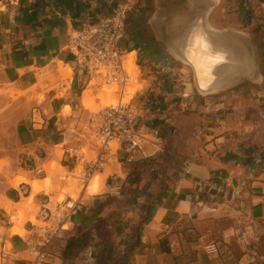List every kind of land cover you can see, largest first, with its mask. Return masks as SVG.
I'll list each match as a JSON object with an SVG mask.
<instances>
[{"label": "crops", "instance_id": "obj_1", "mask_svg": "<svg viewBox=\"0 0 264 264\" xmlns=\"http://www.w3.org/2000/svg\"><path fill=\"white\" fill-rule=\"evenodd\" d=\"M140 1L135 0L137 5ZM144 1L129 19L125 46L138 50L142 60L173 67L169 94L159 106L163 113H151L163 135L162 156L127 163L126 152L112 144V153L93 176L100 177L96 191L90 190L93 178L85 185L80 180L83 166L100 152L95 139L87 137L93 108L84 103L88 89L77 79L66 44L69 28L93 19L105 0H10L0 9V256L4 264L80 261L89 246V232L84 240L81 229H95L108 209L95 206L102 194H122L127 206L147 213L139 244L142 251L149 250L141 255L148 262L155 250L167 264H203L206 244L231 237L249 219L264 217V130L247 126L250 115H264V106L249 108L253 100L246 98L243 106L233 101L236 111L223 113L219 100L207 99L244 81L252 86L264 83L260 67L264 44L263 39L257 41L252 14L231 9L232 0ZM142 13L148 14L145 28ZM181 90L190 93L191 107L186 110L178 106ZM98 93L93 92L97 103ZM197 93L204 99L198 101ZM261 96L264 103V91ZM157 115H164L163 126ZM243 115L245 121L240 120ZM196 118L201 119L198 125L188 128L187 123ZM65 148L76 156L70 157ZM155 161L160 170L148 169L131 187L124 186L133 164ZM169 164L176 172L165 167ZM34 181L40 183V190H34ZM115 182L121 185L120 192L113 189ZM69 200L75 201V207L59 220L61 204ZM45 211L51 213L48 220L43 219ZM40 221L51 223L49 228H57L56 234L46 238V231L32 227ZM17 226L23 234L14 231ZM31 231L35 242L29 240ZM3 247L10 253L2 252ZM34 248L43 252L38 263ZM93 259L94 254L88 263Z\"/></svg>", "mask_w": 264, "mask_h": 264}, {"label": "built area", "instance_id": "obj_2", "mask_svg": "<svg viewBox=\"0 0 264 264\" xmlns=\"http://www.w3.org/2000/svg\"><path fill=\"white\" fill-rule=\"evenodd\" d=\"M144 3V0L140 1V5L135 0H105V5L100 6L101 11L92 14L94 20L91 18L69 28L66 48L74 57L73 69L81 86L95 92L111 87L115 97L114 102L89 110L90 129L100 152L83 166L80 175L83 185L93 178L96 170L112 153V144L126 152L124 161L127 163L137 159L149 160L163 151V135L153 122L151 113L169 94L167 86L173 81V67L169 63L142 60L138 50L125 46L129 19L133 13L139 12ZM178 96L182 99L178 104L180 108L186 110L191 107L187 101L189 91L181 90ZM176 105L173 104L174 107ZM65 152L70 155L68 148ZM36 171L40 173L42 169L36 168ZM112 187L120 192V184L115 182ZM75 204L74 200L61 204L63 215H59V220H64ZM49 215L47 211L42 212L44 220H48ZM31 225L46 231V238L57 231V228L51 230L47 224ZM29 234V240L35 242L34 233L31 231ZM4 247L2 252L10 253ZM218 250L216 242L204 246L207 253H217ZM32 254L37 259L36 263L43 260L40 248H34Z\"/></svg>", "mask_w": 264, "mask_h": 264}, {"label": "rangeland", "instance_id": "obj_3", "mask_svg": "<svg viewBox=\"0 0 264 264\" xmlns=\"http://www.w3.org/2000/svg\"><path fill=\"white\" fill-rule=\"evenodd\" d=\"M241 1H247V5L241 3ZM8 2H10V0H0V9H4L5 4ZM224 5L226 6L225 8H228L226 3H224ZM230 6L231 9L237 11H240V8L247 9L246 11L248 15L252 14L254 19V30L259 31L258 33L256 32L258 37L257 41L259 40V42H261V39H263L264 44V0H232ZM144 14L142 13V18L144 23L143 27L145 28V21H147L148 14ZM129 26L131 27V25ZM133 55L134 54L131 56L133 57ZM260 67L264 74V56ZM69 73L70 69H68V74ZM64 75H66V73H64ZM252 84L256 85V83ZM257 84L258 86H252L250 82L245 83L244 81L235 85L232 89L218 90L214 97L207 99L212 103L219 100V102H221L220 106H222L221 109L224 110L223 113H229L230 111L237 110L233 107L234 102L237 101V106H243V99L251 98L253 102L249 105V108H255L256 110V108H258L256 107L257 105L264 106L261 98V93L264 91V83ZM109 88L111 87H105L103 90L98 91V97H100L99 103L96 102L97 100L94 97V90L87 88L88 90L85 93L84 103L96 110L100 105L114 102V94L113 92H110L111 90L114 91V88ZM197 99L198 101H201L204 97L198 94ZM65 111H70L69 106H66ZM154 111L158 114L163 113V110L160 109L159 106L155 108ZM243 116V118L240 116L239 118H242L240 120L245 121V115ZM157 118V120H163V126L165 122L164 120H166L164 115H160ZM199 120L201 119L196 118L194 121L188 122L187 127H196ZM247 120L249 121V124L247 125L248 127L255 124L256 126L254 125L253 127L254 130H264V115L254 113L250 115ZM164 129H166V126ZM255 133L261 132L255 131ZM87 137L94 138V134L89 131ZM87 137H84V139L87 140ZM262 139L263 137L259 136V140ZM158 156L160 157L162 154L160 153ZM159 157L157 160H160L161 157ZM155 163L156 161L147 162V164H133V169H131L132 172L126 178L124 186L127 188L131 187L132 183L139 181L138 176L148 169L160 170V167L155 166ZM172 165L173 164L165 165V167L176 172L175 169L171 167ZM99 180L100 177L98 175L93 178L90 185L91 191H96ZM95 182H98L97 186H94ZM72 197L76 199L77 194H73ZM63 199V195H60L59 200ZM125 199L126 198L122 194H102L96 197V207H108L105 211V215L95 224V229L92 228V230H85L84 227L81 229L80 234L83 235L84 240H87L88 236L86 237V235L89 232V240L87 241L89 242V246L84 249L81 260L78 261L75 260V258H68L65 259L62 264H90L87 259L93 257V254L94 259L91 264H167L166 257L161 256L160 253L155 252V250L150 251L149 254L152 258L149 262L145 257H141V255H146L149 251H142L143 246L139 244L140 228L143 222L147 219V213L141 214L140 211H137L134 207L127 206ZM30 202L31 199H29V203ZM19 218L20 221L23 220V211L19 212ZM33 221L35 222L36 220L33 218ZM36 223L45 224L41 221ZM14 231L21 234L24 232L23 229L18 226L15 227ZM212 242L218 243L219 250L217 253H207L203 250V264H264V217L254 220L249 219L244 225H239L236 233L231 237L223 238L221 241L217 240ZM90 251L94 253L90 255ZM182 263L183 261L181 264ZM0 264H4L2 256H0ZM185 264H188V262Z\"/></svg>", "mask_w": 264, "mask_h": 264}, {"label": "bare ground", "instance_id": "obj_4", "mask_svg": "<svg viewBox=\"0 0 264 264\" xmlns=\"http://www.w3.org/2000/svg\"><path fill=\"white\" fill-rule=\"evenodd\" d=\"M109 89H111V88H109ZM110 92H113L112 90L110 91ZM94 106V105H93ZM20 179V178H19ZM23 179V178H22ZM25 180V179H24ZM97 181V180H96ZM97 183L98 182H95V184H94V186L96 185L97 186ZM43 187V186H42ZM33 188H34V190L35 191H37V190H40L41 189V185H40V183L38 182V181H34L33 182Z\"/></svg>", "mask_w": 264, "mask_h": 264}, {"label": "trees", "instance_id": "obj_5", "mask_svg": "<svg viewBox=\"0 0 264 264\" xmlns=\"http://www.w3.org/2000/svg\"><path fill=\"white\" fill-rule=\"evenodd\" d=\"M76 243H77L78 245H80V243H81V242H80V239H78Z\"/></svg>", "mask_w": 264, "mask_h": 264}, {"label": "water", "instance_id": "obj_6", "mask_svg": "<svg viewBox=\"0 0 264 264\" xmlns=\"http://www.w3.org/2000/svg\"><path fill=\"white\" fill-rule=\"evenodd\" d=\"M197 86H198V84H197ZM199 87V86H198ZM200 88V87H199Z\"/></svg>", "mask_w": 264, "mask_h": 264}]
</instances>
